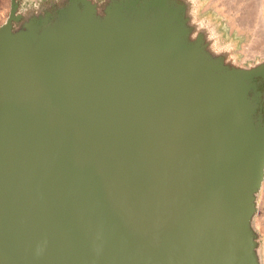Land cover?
<instances>
[{"label":"water","instance_id":"1","mask_svg":"<svg viewBox=\"0 0 264 264\" xmlns=\"http://www.w3.org/2000/svg\"><path fill=\"white\" fill-rule=\"evenodd\" d=\"M97 6L0 26V264H259L264 60L189 0Z\"/></svg>","mask_w":264,"mask_h":264},{"label":"rangeland","instance_id":"2","mask_svg":"<svg viewBox=\"0 0 264 264\" xmlns=\"http://www.w3.org/2000/svg\"><path fill=\"white\" fill-rule=\"evenodd\" d=\"M18 12L22 15L34 13L41 7H51L62 0H16ZM73 1V0H69ZM97 7H103L107 0H91ZM188 10L191 23L206 33L209 49L223 54L229 63L249 67L264 60V35L260 31L258 0H189ZM11 0H0V26L8 16ZM201 10L196 12L197 6ZM80 6V5H79ZM251 28H248L250 27ZM256 45L252 57L245 53L244 47ZM264 220V179L256 197V211L252 229L256 233L259 264L264 260V228L259 218ZM259 223V225H258Z\"/></svg>","mask_w":264,"mask_h":264},{"label":"bare ground","instance_id":"3","mask_svg":"<svg viewBox=\"0 0 264 264\" xmlns=\"http://www.w3.org/2000/svg\"><path fill=\"white\" fill-rule=\"evenodd\" d=\"M203 6V5H202ZM202 6H200V7H198L199 8V10H201V7ZM199 10L197 11V12H199ZM258 17H259V19H260V31L262 32V34L264 35V0H258ZM248 28H251V26L250 27H248ZM256 48V45H253V44H251L250 46L249 45H247L246 47H244V49H245V53H250V55L248 56V57H252L253 56V53H255L256 51H254V49ZM261 53H263L264 54V51L263 52H261ZM262 182H263V180H262ZM262 182H261V186H262ZM261 189V188H260ZM255 214V213H254ZM252 220H253V218H252ZM263 222H264V220H262V218H261V216H260V218H259V223L260 224H263ZM259 223H258V225H259ZM264 225V224H263ZM263 228H264V226H263ZM255 235H256V233H255ZM257 242V241H256ZM262 255V264H264V260H263V253L261 254ZM257 257H258V254H257ZM258 261H259V259H258Z\"/></svg>","mask_w":264,"mask_h":264},{"label":"flooded vegetation","instance_id":"4","mask_svg":"<svg viewBox=\"0 0 264 264\" xmlns=\"http://www.w3.org/2000/svg\"><path fill=\"white\" fill-rule=\"evenodd\" d=\"M66 3V0H62L60 3L58 4H54V5H51V7H41L40 9L38 10H35V12L33 13V15L35 14H48V13H53L56 9L62 7L64 4ZM200 5L197 6V10L196 12L199 10Z\"/></svg>","mask_w":264,"mask_h":264}]
</instances>
